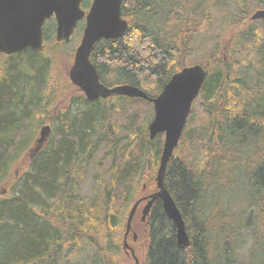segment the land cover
Segmentation results:
<instances>
[{
	"label": "trees",
	"instance_id": "obj_1",
	"mask_svg": "<svg viewBox=\"0 0 264 264\" xmlns=\"http://www.w3.org/2000/svg\"><path fill=\"white\" fill-rule=\"evenodd\" d=\"M258 8L264 0H121L126 31L90 53L105 85L130 83L155 96L190 64L193 38L213 10L233 31L228 58L217 44L198 62L208 63L206 77L163 176L190 243L176 245L157 198L136 228L141 264H264V20L249 18ZM64 57L56 61L45 45L0 53V187L8 191L0 188V264H116L126 207L156 189L163 134L148 137L151 102L76 94L60 103L67 89H58L72 86L73 53ZM46 120L56 123L54 136L26 158L35 124ZM92 164L106 169L94 171L92 195H83Z\"/></svg>",
	"mask_w": 264,
	"mask_h": 264
},
{
	"label": "water",
	"instance_id": "obj_2",
	"mask_svg": "<svg viewBox=\"0 0 264 264\" xmlns=\"http://www.w3.org/2000/svg\"><path fill=\"white\" fill-rule=\"evenodd\" d=\"M82 0H0V53L12 54L27 48L39 52L43 49V25L51 17L55 20L54 39L68 42L76 24L84 18L82 34L74 53L73 61L68 69V77L88 100L110 95H125L143 98L152 103L153 117L147 125L148 136L152 139L156 134H163V144L156 170V189L149 194L137 198L130 206L123 234V248L128 244L126 238L131 231V222L138 205L145 200L141 209L143 220L149 213L153 202L159 198L167 217L175 226L176 245L188 247L190 239L185 221L173 197L163 183L167 162L182 134L193 100L197 96L206 77V67L200 63L183 66L174 72L155 96H149L140 87L121 83L107 86L100 81L96 67L90 61V53L95 43L101 39L120 37L127 29V19L121 16V0H92L85 13L80 7ZM251 20H264V8L254 10ZM50 131L44 124L36 140L35 150ZM133 239L136 234L133 233ZM130 254L135 264L138 258L132 248Z\"/></svg>",
	"mask_w": 264,
	"mask_h": 264
},
{
	"label": "rangeland",
	"instance_id": "obj_3",
	"mask_svg": "<svg viewBox=\"0 0 264 264\" xmlns=\"http://www.w3.org/2000/svg\"><path fill=\"white\" fill-rule=\"evenodd\" d=\"M254 10H252L253 12ZM52 22H54L52 19L51 20H46L44 25H43V30H44V34L47 38V36H49V39L47 41H45L44 45L48 46V53H51L53 57H57L55 58L56 61L57 60H61V61H66L67 59L64 57V55H67L68 52H72L74 53V50L77 46V44L79 43L80 37H81V33H82V23L80 24V27L78 26V29L75 30L73 32V34L70 37V40L68 42H64L62 44H58L57 42L53 41L54 39V30H55V22L54 24H52ZM228 22V17L219 13V11H217L216 9L213 10L212 12V20L211 22L202 30L200 31L198 34H196V36L193 38V53L190 55L189 57V62L190 64H194V63H198L201 60H204V57L207 56L209 53H211L210 50H212V47L214 45H219L220 47V51L219 54L226 56L227 58L229 57V51L231 48H229L230 45V40L233 34V31L231 30L232 28L229 27V25H227ZM54 26V27H53ZM81 29V30H79ZM51 38L53 40H51ZM216 48V47H215ZM59 57V58H58ZM63 59V60H62ZM73 61V60H72ZM72 63V62H71ZM71 63H69V65L67 64L66 68L68 71V68L70 67ZM64 64V63H63ZM189 64V65H190ZM60 69V67L55 64L54 65V71L58 72ZM251 69V73L254 71L253 68ZM67 89V90H66ZM59 91L64 92L66 90V94L64 99H62V101L60 103H64L66 101L67 97H71L74 96L78 93H80L79 89L77 88V86L72 85L71 87L68 88H63V89H58ZM59 97V96H57ZM58 98H56L57 100ZM59 103V104H60ZM79 105L77 104H73L72 105V109L75 110L76 108H78ZM152 111V112H151ZM151 113H153V107L151 108ZM48 120V119H47ZM44 121L43 123L37 122L35 124V134L33 139L31 140L27 150L25 151L26 153V158H31L33 155L36 154L37 150H35L36 146H37V142L36 140L39 137V132L41 127L44 124H48L50 126V131L48 133V135L46 136V138L42 141V143L40 144L41 149L45 148L51 138L54 136L55 134V125L56 123H51L48 121ZM150 122V120H149ZM148 122V123H149ZM147 123V124H148ZM96 161L94 162L97 163V158L95 159ZM92 164L91 168H88L87 170H85L82 173V182H81V188H80V192L83 195H92V181H93V173L94 171H96L97 169L103 171L106 169V164H103L100 168L96 165ZM20 173L19 167H12L11 169V174L16 177L18 176ZM1 191L5 194L7 193V189L4 188V186H1ZM229 194L233 199H236V196H238V193L236 191H229ZM232 205H235V203L233 202ZM130 206V203L128 204V206L125 209L124 215L125 219L127 217V213H128V208ZM143 203H140L136 209L135 212V219H137V221L135 222L136 224H134V226L132 227V222H131V231L128 233L127 238H126V242L128 244V247L126 249L123 248V234H124V229L118 230L114 235H115V240H117L120 244V250H118L117 252V256H116V264H135L134 263V259L130 254V250L129 247L133 249L135 255L138 258L139 264H141L142 262V258H143V252H144V247H143V241L142 240H138L137 242V229L142 228V226L144 225V221H140L139 217L141 215V209H142ZM133 220V219H132ZM120 225H123V222L120 223ZM136 225H139L138 227ZM137 228V229H136ZM133 233L136 234V239H131V237H133Z\"/></svg>",
	"mask_w": 264,
	"mask_h": 264
},
{
	"label": "flooded vegetation",
	"instance_id": "obj_4",
	"mask_svg": "<svg viewBox=\"0 0 264 264\" xmlns=\"http://www.w3.org/2000/svg\"><path fill=\"white\" fill-rule=\"evenodd\" d=\"M91 1H92V0H82V1H81V3H80V7L85 11V13L87 12V10H88V8H89V6H90V4H91ZM51 19L55 22V20H54L53 17H51L49 20H51ZM81 22H83L82 25L84 26V18L81 19V20H79V21L77 22L74 31L78 29V26L80 27V25H81L80 23H81ZM82 25H81V26H82ZM83 26H82L81 29H83ZM81 29H79V30H81ZM74 31H73V32H74ZM72 34H73V33H72ZM81 34H82V33H81ZM70 37H71V36H70ZM40 149H41V147H40L39 149H37V152H38ZM37 152H36V153H37ZM149 193H150V192H146V193L143 194V192H142V193L140 194L139 197L145 196V195H147V194H149ZM139 197H138V198H139ZM145 202H146V201L143 200L141 203H143V205H144ZM149 212H150V211H149ZM148 215H149V213H148ZM148 215H147L143 220L141 219V215H140V217H139L140 221H144V222H145V221L147 220ZM144 224H145V223H144Z\"/></svg>",
	"mask_w": 264,
	"mask_h": 264
},
{
	"label": "bare ground",
	"instance_id": "obj_5",
	"mask_svg": "<svg viewBox=\"0 0 264 264\" xmlns=\"http://www.w3.org/2000/svg\"><path fill=\"white\" fill-rule=\"evenodd\" d=\"M72 64V63H71ZM200 64H203V65H205V67H206V70H207V67H208V63H206V62H204V63H200ZM69 69V68H68ZM67 74H68V71H67ZM69 78V77H68ZM69 81H70V79H69ZM71 82V81H70ZM71 84H72V82H71ZM130 84V83H129ZM73 85V84H72ZM113 85H116V84H113ZM113 85H107V86H113ZM78 88V87H77ZM79 89V88H78ZM79 91H80V93H78V94H82L84 97H85V95H84V93L79 89ZM198 95V94H197ZM110 96H113V95H110ZM123 96H125V95H123ZM109 97V96H108ZM197 97V96H196ZM195 97V98H196ZM86 98V97H85ZM99 98H107V97H99ZM99 98H97V99H99ZM87 99V98H86ZM97 99H94V100H97ZM88 100V99H87ZM88 101H93V100H88ZM149 137V136H148ZM161 154V153H160ZM157 169V168H156ZM133 203V202H132ZM154 203V202H153ZM161 203V202H160ZM132 205V204H131ZM153 205V204H152ZM164 211V210H163ZM165 213V212H164ZM135 215V214H134ZM166 215V214H165ZM167 216V215H166Z\"/></svg>",
	"mask_w": 264,
	"mask_h": 264
}]
</instances>
